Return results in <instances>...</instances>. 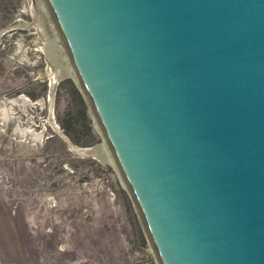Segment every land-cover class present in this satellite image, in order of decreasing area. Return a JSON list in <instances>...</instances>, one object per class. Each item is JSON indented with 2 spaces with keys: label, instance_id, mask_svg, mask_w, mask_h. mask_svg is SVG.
<instances>
[{
  "label": "water",
  "instance_id": "1",
  "mask_svg": "<svg viewBox=\"0 0 264 264\" xmlns=\"http://www.w3.org/2000/svg\"><path fill=\"white\" fill-rule=\"evenodd\" d=\"M46 3L158 264H264V0Z\"/></svg>",
  "mask_w": 264,
  "mask_h": 264
},
{
  "label": "rangeland",
  "instance_id": "2",
  "mask_svg": "<svg viewBox=\"0 0 264 264\" xmlns=\"http://www.w3.org/2000/svg\"><path fill=\"white\" fill-rule=\"evenodd\" d=\"M49 19L46 0H0V264H158L74 77L50 95Z\"/></svg>",
  "mask_w": 264,
  "mask_h": 264
},
{
  "label": "bare ground",
  "instance_id": "3",
  "mask_svg": "<svg viewBox=\"0 0 264 264\" xmlns=\"http://www.w3.org/2000/svg\"><path fill=\"white\" fill-rule=\"evenodd\" d=\"M45 5H43V8H44ZM43 8L41 9L42 13H45L46 11L43 10ZM46 14V13H45ZM47 18V17H46ZM50 21H48L50 24L51 23V31H50V34H48L50 37L49 38H46V36H44V44H45V52H46V55L48 56L49 60L52 62L54 61L56 63V66L55 65H50L48 70H49V73L51 74V88H50V95H52L53 93V90L55 88V84L57 83V81L62 78L63 76L65 75H71L74 77L75 79V73L70 70L68 71V67L67 65L65 64L66 61H64V58L60 57V50L58 51L57 48L60 49V46H59V36L57 35L56 33V28L53 27V25L56 23H54V18H53V21L52 19H49ZM40 23V22H39ZM41 26L42 25V22H41ZM42 33L44 34V28L43 30H41ZM61 37V35H60ZM61 40H62V37H61ZM65 56V55H64ZM65 62V63H64ZM53 63V62H52ZM54 64V63H53ZM95 148H98V146H95ZM94 148V149H95ZM98 150V149H97ZM104 150V149H103ZM105 151V150H104ZM107 152V153H106ZM92 153V152H91ZM105 153L109 156V158L111 159V156H110V153L108 151H105ZM109 153V154H108ZM93 154V153H92ZM105 155V154H104ZM106 155V156H107ZM111 161V160H110ZM112 162V161H111ZM114 164V163H113ZM118 169V168H117ZM121 177V176H120ZM123 179V178H122Z\"/></svg>",
  "mask_w": 264,
  "mask_h": 264
}]
</instances>
